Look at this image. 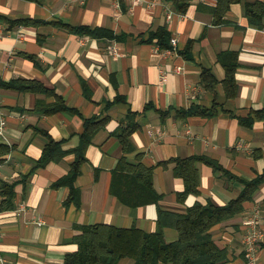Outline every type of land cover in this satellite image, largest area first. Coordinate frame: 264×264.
<instances>
[{"label": "crops", "instance_id": "0c3cea01", "mask_svg": "<svg viewBox=\"0 0 264 264\" xmlns=\"http://www.w3.org/2000/svg\"><path fill=\"white\" fill-rule=\"evenodd\" d=\"M252 2L264 0H230L223 13L219 0H189L183 10L172 0H0L6 120L0 144L7 148L0 154V203L4 184L13 185L11 207L0 211L1 255L12 264H64L65 255L77 249L72 238L81 225L155 231L158 208L184 213L195 202L223 205L245 181L264 173V15L248 19L245 7ZM69 26L103 28L113 36L79 34ZM161 30L167 33L164 44L177 39L164 57L152 48L166 47L153 35ZM110 44L119 56L108 53ZM231 62L232 80L226 82L225 65ZM22 80L53 90L71 110L42 112L37 105L50 104L54 93L13 86ZM195 108L205 112H191ZM129 110L136 112L138 128L126 158L152 168L158 204L129 206L109 191L123 154L114 131ZM91 118L102 125L73 182L79 206L66 205L70 187L55 182L67 173L83 123ZM49 140L64 154L43 162ZM188 156L211 159L221 170L196 160L197 192L180 199L184 185L173 159ZM257 205L264 230V181L240 213L211 228L213 240L226 249L227 264H243L245 219ZM162 232L166 241L177 239L173 227ZM257 260L264 264V238ZM118 264L135 263L122 258Z\"/></svg>", "mask_w": 264, "mask_h": 264}, {"label": "trees", "instance_id": "16d2710c", "mask_svg": "<svg viewBox=\"0 0 264 264\" xmlns=\"http://www.w3.org/2000/svg\"><path fill=\"white\" fill-rule=\"evenodd\" d=\"M188 1L172 0L180 10L184 9ZM229 2L230 0H226L225 4L222 5L219 0V13H223L227 9ZM245 13L250 21L261 17L264 15V2L246 4ZM69 29L79 34H88L94 37L113 36L112 32L103 28L69 26ZM153 35L158 36L161 46L168 45V42L163 43V40L167 38L165 31L161 30ZM229 55L232 59L233 54L229 53ZM225 66V81H231L235 62ZM6 85L10 86L9 83ZM13 86L21 90L54 93L53 90L33 80L16 81ZM53 96L54 100L50 104L37 105V108L44 113L71 110L60 95L54 93ZM191 112L204 113L205 111L195 108ZM125 119L124 125L119 126L114 131L121 144L123 154L112 171L109 191L129 206L148 203L158 204L161 196L153 187L152 168L139 161L130 162L126 158V154L133 150L131 134L138 128L136 112L129 110ZM83 125L80 142L73 150L75 158L67 173L55 182L56 185L67 184L70 187L69 197L65 201L66 205L79 206L78 189L74 187L73 182L79 175L81 164L85 160V149L102 124L100 121L91 118L86 119ZM58 148V143L49 140L40 160L46 162L51 159H60L64 152ZM6 150L7 148L0 144V154ZM199 159L207 162L214 169L221 170V166L215 161L204 160L199 156L173 159L175 163L174 173L182 178L184 185L183 190L177 195L180 199L189 193L197 192L198 174L194 162ZM261 181H264V173L252 180L245 181L244 188L238 196L223 205H217L210 201L205 204L195 202L187 207L184 213H175L158 208V228L151 232L136 226L118 227L105 223L81 225L72 238L77 244V249L66 254L63 262L64 264H118L122 258H130L135 264H227L226 249L220 247L213 240L210 230L214 225L240 213L242 203L250 198L254 188ZM12 187L11 184H4L1 192L5 194V199L0 203V211L11 207ZM165 226L177 230L176 240L166 241L164 239L162 229Z\"/></svg>", "mask_w": 264, "mask_h": 264}, {"label": "built area", "instance_id": "2783aa9c", "mask_svg": "<svg viewBox=\"0 0 264 264\" xmlns=\"http://www.w3.org/2000/svg\"><path fill=\"white\" fill-rule=\"evenodd\" d=\"M140 0H133V2H139ZM117 2V1H115ZM117 6V3H114ZM3 27L0 25V32ZM177 44L176 37H170L169 45L160 49L157 45H152L154 51L160 53L161 56H165L175 50ZM107 51L112 56H119L121 51L113 44L107 45ZM178 67H176L177 69ZM166 73L165 71H160V81H165ZM6 125V120L1 110V97H0V135ZM261 217L260 206H254L248 212L245 219V231L242 237V242L244 244V262L243 264H258L257 255L259 251V246L264 238V230L259 225V219ZM0 264H12L7 258L0 254Z\"/></svg>", "mask_w": 264, "mask_h": 264}]
</instances>
